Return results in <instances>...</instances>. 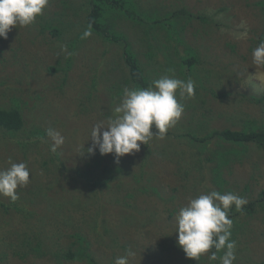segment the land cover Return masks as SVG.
I'll return each mask as SVG.
<instances>
[{
	"label": "rangeland",
	"instance_id": "rangeland-1",
	"mask_svg": "<svg viewBox=\"0 0 264 264\" xmlns=\"http://www.w3.org/2000/svg\"><path fill=\"white\" fill-rule=\"evenodd\" d=\"M130 1L142 17L148 18V23L144 28L138 25L127 5L107 22L111 33L120 37L118 42L89 30V0H49L34 23L12 27L7 39L0 38V108L18 109L23 120L18 132L0 129V169L10 167L9 158L27 164L30 182L17 188L19 198L15 202L32 205L38 213L60 209L64 216L70 209L87 208L74 214L75 223L83 215L97 213L95 222L102 229L97 235L100 243L92 240L89 248L100 264H115L116 258L124 256L129 249L135 253L129 264H190L191 258L186 257L177 243L175 218L179 209L190 198L213 190L222 194L233 192L247 203L258 199L264 190L263 151L249 145L246 158H234L222 170L220 184L213 182L207 169L201 173L192 170L186 179L184 167L177 165L175 158H179L178 152L183 148L174 136L176 132L189 131L201 137L213 130L240 129L243 120L249 119L264 126V100L257 101L264 95V66H256L252 57L264 34L260 0ZM181 10L185 16L171 20L173 30L177 31L172 38L159 37V32L164 36V29L150 27L153 20L166 19L170 13ZM54 29L58 33L53 34ZM86 31L91 35L85 37ZM125 43L147 71L150 83L164 76L181 79L170 66L188 56L197 58L194 67L200 79L196 75L188 77L195 84L191 98H180L177 90L184 112L168 129L174 133L169 135L172 139L166 135L162 139L153 137L147 144L142 143L139 151L124 155L136 160L139 168L145 153L148 154L138 184L148 183L158 189V194L134 193L130 198L125 197V191L119 194L105 190L103 197L94 195L91 200H85L77 193L74 183L62 176L55 180L58 173H54V164L49 161L54 152L50 150L52 141L46 130L52 127L64 136V143L56 152L65 167L80 166L93 173L89 163L94 165L100 152L90 138L91 129L114 115L113 110L128 86L124 84L128 72L122 57ZM163 67H168V71ZM250 95L255 101L248 100ZM216 142L217 139L211 141L207 154L218 150ZM220 143L227 150L232 147ZM89 148L94 151L90 153ZM148 174L154 180L148 182ZM1 197L0 201L5 202ZM229 211L237 210L233 205ZM256 211L250 217L243 214L232 219L235 233L240 231L234 264H257L264 260V204L258 205ZM15 216L17 222H12L13 227L8 225L10 229L3 230L6 237L12 230L23 227L22 215H14L13 219ZM8 217L2 215L0 228H7L4 223ZM37 225L44 231L46 223ZM107 227L115 242L106 247L103 228ZM75 230L54 221L46 227L44 235L52 239H41L38 249L31 253L22 245H15L14 238L9 237V245L0 242V264H90L53 255L68 247ZM77 231L90 234L82 225ZM46 246L51 248V254L40 253ZM36 251L42 255L33 256ZM209 255L210 252L202 255L194 264H220L219 259L212 263Z\"/></svg>",
	"mask_w": 264,
	"mask_h": 264
},
{
	"label": "trees",
	"instance_id": "trees-1",
	"mask_svg": "<svg viewBox=\"0 0 264 264\" xmlns=\"http://www.w3.org/2000/svg\"><path fill=\"white\" fill-rule=\"evenodd\" d=\"M89 8L87 10V27L93 33H96L102 38L110 39L114 42H118L120 37L118 35L112 34L107 22L112 21V17L114 14H117L120 10L128 7L130 11L134 13V21L141 25L144 28L148 23V18L146 16L142 17L138 12L137 7L133 2L130 0H89ZM259 6L261 7V11L264 18V0L259 1ZM181 16H185L184 11H179L175 13H170L169 17L166 16V19L163 20H153L152 25L150 27H157L158 29L162 30L164 36L159 32V37H167L172 38L173 35L177 34L176 29L173 30V24L171 20L174 22L173 19H178ZM137 18V19H136ZM130 20V19H128ZM142 20V21H141ZM146 24V25H145ZM53 34L58 33V30H52ZM264 33V30H263ZM153 34V33H152ZM264 40V34L261 35V41ZM187 52L188 49H187ZM147 55V54H146ZM148 56V55H147ZM122 57L124 59L128 76L124 84H126L127 88H147L152 85L154 79H152L151 83L149 82V77L147 76V71L144 70L141 62L138 60L137 56L130 50L129 44L125 43V48L122 51ZM197 58L195 56H188L183 59H180V63L176 62L174 66H170V69L174 68V72H178V77L181 76V80H185L192 75H196L198 78L199 76L195 72V65H197ZM159 67L161 63L158 62ZM165 71H168V67H163ZM206 75V74H205ZM204 75V76H205ZM207 77V76H206ZM189 79V78H188ZM200 79V78H199ZM248 100L255 101V97L250 95L247 96ZM264 100V95L260 98H257L258 102ZM23 127V120L18 109H3L0 108V129L4 130L5 132H18ZM152 131H157L153 126ZM174 134L176 138H178L179 145L183 148L180 149L181 151L178 152V157H175L177 160V165L184 167L183 173L188 178L192 170L204 171L207 169V174H211V178L213 182L217 184L221 183L220 174L222 170L229 165L230 162L237 158H246V149H248L249 145H253L259 151L264 152V126H260L254 120H243L240 129H232V128H225L221 130H213L201 137L191 134L189 131L187 133H180L176 132ZM172 132L167 131L165 134L168 136L167 138H171L169 135L173 136ZM172 139V138H171ZM213 139H217L218 143L216 149L213 153L208 152L211 154H207V149L209 144ZM176 139H174L175 141ZM220 140V141H219ZM180 141V142H179ZM220 142L223 144H231V148L227 150V146L224 147ZM23 142H20L22 146ZM145 145V144H144ZM223 149L219 150V149ZM240 150H235V149ZM185 153V155L183 154ZM183 154V157H181ZM49 161L54 164V173H58L55 180L59 179V176H62V179L67 180L68 182L74 183L75 189L78 188L77 193L80 197L84 198L85 200H91L94 195L103 197L106 192H110L111 190H115L117 193L125 191V197L129 196L130 198L134 197L138 194H145L152 191L154 194H158V189L149 185L148 183L145 185H139L138 181L143 178V168L145 159L147 160L148 154L145 153V159L140 161L142 164L141 167H137L136 160L133 158H128L126 156H122L117 161L114 154H110V158H108V154L101 155L99 154L98 160L95 162L94 165L89 163V165L93 168L92 172L88 170H83L79 168L80 166H75L72 168H67L64 166L60 156L57 152L51 154ZM167 156H170L167 154ZM212 157H215V161ZM126 165V168L123 165ZM45 165V162L43 163ZM203 166V168H200ZM137 168V169H136ZM146 180L152 181L154 180L153 176L148 174ZM131 183V184H130ZM107 190L105 193L104 191ZM1 198L5 199V202L0 201V219L2 215H9L7 220L4 224L7 228H0V242L4 245L8 244V238L13 237L15 245L21 246L31 251L38 249L39 244L38 241L41 239L51 240V236H44L45 229L47 226H50L54 221H57L59 225L63 226H71L75 228V233L71 235L72 241H70L68 247L61 252H55L53 255L57 256L61 259H67L70 261H86L90 264H100L99 261L96 260V256L94 257L90 251L91 242H99L97 235L99 236V230H102L98 227L96 220L97 213H89L85 215L89 218L87 220L86 217L79 218V222L75 223V213L85 211L82 206L76 208L64 215L60 212V209H55L52 211H42L38 213L32 205L22 204L21 202L16 203L12 201L8 197L2 196ZM264 204V190L262 191L261 196L253 200L246 205L242 206V211H229L228 217L232 219H236L239 216L243 215L250 217L253 213L257 212V206ZM125 205V204H124ZM19 215L22 218L23 227L16 228L12 230L11 234L4 235V229H10L8 225L12 226V222L16 223L15 220L17 216L13 219L14 215ZM13 215V216H11ZM93 217V218H92ZM106 220V219H105ZM46 223V226L43 229H39L38 223ZM74 222V223H73ZM107 222V220H106ZM73 223V224H72ZM86 226L90 230V234L95 235V237L90 236L88 233H84L81 231H77V228L80 226ZM107 224L105 225V227ZM105 230V242L106 247L111 246L114 244V236H111L109 228H103ZM36 230V231H35ZM234 234H233V232ZM233 226L231 227V237L230 239L237 243V238L239 232H236ZM5 236L3 239L1 236ZM100 240H103L100 238ZM13 242V243H14ZM112 243V244H111ZM9 245V244H8ZM35 246V248L33 247ZM51 248L46 246L44 251H40V253H47L51 254ZM215 249L210 250V254ZM41 256L39 252L36 251L33 256ZM223 250L217 253V256H222ZM218 262V260H216ZM190 264H194L195 260L190 259ZM215 263L214 261H211ZM257 264H264V260L257 263Z\"/></svg>",
	"mask_w": 264,
	"mask_h": 264
},
{
	"label": "clouds",
	"instance_id": "clouds-1",
	"mask_svg": "<svg viewBox=\"0 0 264 264\" xmlns=\"http://www.w3.org/2000/svg\"><path fill=\"white\" fill-rule=\"evenodd\" d=\"M49 0H0V38L7 39L12 27H25L42 15ZM86 31L84 36H90ZM253 63L264 66V40L252 52ZM194 81L164 76L152 82L147 88H124L121 102L113 110L114 115L107 122L100 121L91 129L90 138L101 155L114 154L117 161L126 154L139 151L141 144H147L153 137L163 138L168 129L182 117L184 105L180 98L194 95ZM153 126L157 130L152 131ZM51 139L50 150L56 152L63 145L64 136L49 127L46 130ZM91 153L94 148H89ZM10 167L0 169V196L16 201L18 187L30 182V170L24 162L15 163L9 158ZM247 200L233 192L211 191L190 198L188 204L176 215L177 243L186 257L199 261L208 254L210 261L219 259L220 264H234L235 241L231 240L232 220L228 217L234 205L237 211ZM223 250L222 256H217ZM135 253L130 249L124 256L117 257L115 264H129Z\"/></svg>",
	"mask_w": 264,
	"mask_h": 264
}]
</instances>
